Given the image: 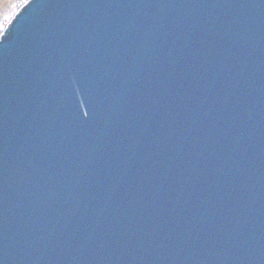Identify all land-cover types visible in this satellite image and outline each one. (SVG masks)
I'll use <instances>...</instances> for the list:
<instances>
[{
    "label": "water",
    "instance_id": "95a60500",
    "mask_svg": "<svg viewBox=\"0 0 264 264\" xmlns=\"http://www.w3.org/2000/svg\"><path fill=\"white\" fill-rule=\"evenodd\" d=\"M4 264H264V0H31L0 37Z\"/></svg>",
    "mask_w": 264,
    "mask_h": 264
},
{
    "label": "snow or ice",
    "instance_id": "6c2138e0",
    "mask_svg": "<svg viewBox=\"0 0 264 264\" xmlns=\"http://www.w3.org/2000/svg\"><path fill=\"white\" fill-rule=\"evenodd\" d=\"M30 3L31 0H0V37L10 31L16 17ZM0 264H4L3 259H0Z\"/></svg>",
    "mask_w": 264,
    "mask_h": 264
}]
</instances>
